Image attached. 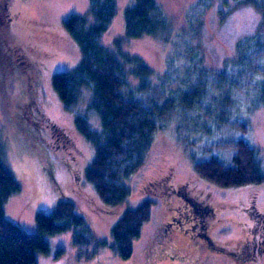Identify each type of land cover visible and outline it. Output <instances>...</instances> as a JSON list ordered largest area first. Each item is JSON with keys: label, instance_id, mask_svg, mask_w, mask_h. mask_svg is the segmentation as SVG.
<instances>
[{"label": "rangeland", "instance_id": "rangeland-1", "mask_svg": "<svg viewBox=\"0 0 264 264\" xmlns=\"http://www.w3.org/2000/svg\"><path fill=\"white\" fill-rule=\"evenodd\" d=\"M155 1L168 19L167 28L158 35L128 38L125 12L136 0H116V17L101 43L113 49L115 40H120L124 52L142 58L155 73L174 65L170 88H178L184 77L188 80L185 74L195 70L223 69L227 59L235 58L239 40L255 34L262 21V14L255 8H237L234 0H209L211 6L203 14V21L198 20V13L191 22L190 7L199 4L201 9L205 0ZM9 10V46L15 47L21 63L14 52L9 53L16 61L11 68L0 61V138L3 157L21 190L4 206L6 216L37 234V215L52 213L59 201L70 199L87 225L108 243L100 247L97 257L85 259L78 256L73 231L45 236L50 253H40L38 264H264V227L261 219H256L259 213L264 214V183L226 189L198 176L194 169V160L199 159L197 147L186 150L176 128L185 136L198 133L204 146L214 142L215 135L201 130L213 122H205L204 116L198 120L200 115L194 112L176 114L177 120L172 118L167 129L158 131L146 164L125 181L131 190L127 200L116 206L102 202L85 179L94 148L75 124L77 116H89L91 128L102 130L98 115L86 108L90 92L84 91L67 109L53 86L54 74L72 71L82 59L65 22L75 14L84 17L88 26L94 24L91 1L10 0ZM227 95L219 96L214 106ZM237 105L220 104L222 115L232 119L220 125L216 136L237 139L240 133L234 122L245 121L250 128L248 138L264 170V108L252 111L246 97ZM246 107L248 112L243 110ZM238 110L243 113L236 118ZM213 111L217 114L216 107ZM216 129L214 125L215 133ZM222 151L226 158L233 153L231 149ZM165 178L172 189L162 184L147 187ZM146 199L154 201L152 219L134 243L132 257L123 259L113 248L111 229L126 210ZM185 201L193 208L196 223L177 213L183 210ZM172 217L180 223L166 231Z\"/></svg>", "mask_w": 264, "mask_h": 264}, {"label": "trees", "instance_id": "trees-1", "mask_svg": "<svg viewBox=\"0 0 264 264\" xmlns=\"http://www.w3.org/2000/svg\"><path fill=\"white\" fill-rule=\"evenodd\" d=\"M90 1L94 24L88 26L84 17L75 14L65 22L80 48L82 59L72 71L54 74L53 86L67 109L79 101L84 91L90 92L86 108L98 115L102 130L91 128L89 116L90 119L77 116L75 124L94 148L85 179L92 184L102 202L116 206L127 200L131 190L125 181L146 164L158 131L167 129L173 119L177 120L176 114L184 116L190 112L200 115L198 120L204 116L205 122H213L210 126L200 127L206 135H215L214 142L205 146L198 133L185 136L176 128L184 138L186 150L189 146L197 147L199 159L194 160V169L201 179L226 189L264 183V170L248 138L250 128L245 121L234 122L240 133L237 139L232 136L222 140L216 136L220 125L232 119L222 115L220 104L236 107L238 101L246 97L247 107L251 110L264 108V0H234L237 8L250 6L262 14L256 33L239 40L235 58L227 59L223 69L187 73L188 80L184 77L178 88L168 86L174 82V65L155 73L142 58L124 52L120 40H115L113 49L105 47L101 38L116 17V0ZM9 5L10 0H0V61L6 68L16 62L10 52H14L21 63L15 47L9 46L7 28L12 21ZM210 6L209 0H205L201 9L199 4L192 5L188 22L195 21L198 13L201 14L198 20L203 21V14ZM125 25L127 37L138 39L158 35L167 28L168 19L155 0H136L125 12ZM227 93L223 102L214 106L219 96ZM247 107L243 110L247 111ZM243 110H238L236 118L242 117ZM214 125L217 126L216 133ZM224 149H231L233 153L226 158ZM3 154L0 138V264H38L40 253H50L45 236L68 231H73V243L79 257H97L100 247L108 243L87 225L73 200L59 201L52 213H39L37 234L29 233L7 218L4 206L21 186ZM149 184L147 187L151 189L161 184L171 188L168 178ZM153 206L154 201L146 199L139 206L126 210L113 225V248L123 259L132 257L134 243L142 237L144 226L152 219ZM257 218L264 227V214L259 213Z\"/></svg>", "mask_w": 264, "mask_h": 264}, {"label": "flooded vegetation", "instance_id": "flooded-vegetation-1", "mask_svg": "<svg viewBox=\"0 0 264 264\" xmlns=\"http://www.w3.org/2000/svg\"><path fill=\"white\" fill-rule=\"evenodd\" d=\"M177 213L184 218L186 221H192L194 223L197 222V216L193 210V208L191 207V205L189 203H187L185 201V206L183 207L182 211H177ZM180 221H178L176 218L172 217L170 219V221L167 223L165 230L168 231L169 229H173L175 227V224H179ZM198 225V224H197ZM200 226V228L204 227V224H199L198 227ZM193 228L196 229L197 226L193 225ZM260 244V242H259ZM258 244V245H259Z\"/></svg>", "mask_w": 264, "mask_h": 264}]
</instances>
